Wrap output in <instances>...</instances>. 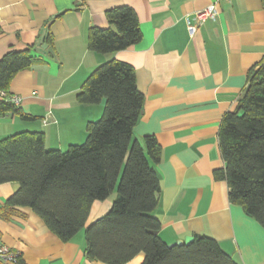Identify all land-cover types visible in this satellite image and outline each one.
<instances>
[{
    "label": "crops",
    "instance_id": "1",
    "mask_svg": "<svg viewBox=\"0 0 264 264\" xmlns=\"http://www.w3.org/2000/svg\"><path fill=\"white\" fill-rule=\"evenodd\" d=\"M217 4V21L188 24ZM128 6L139 19L142 40L128 50L98 54L89 50L92 28L109 29L106 13ZM48 37L52 44L47 43ZM30 51L35 65L20 72L9 93L35 118L0 116V141L20 132H42L46 148L65 150L87 140L106 101L81 105L77 95L102 65L130 64L145 101L134 140L154 137L161 148L154 165L160 181L153 216L168 245L189 237L214 238L238 264H264V228L243 207L229 201L219 131L248 86L250 70L264 65V0H0V61L12 51ZM47 120V124L44 121ZM17 182L0 184V233L21 254L18 264H106L87 255L86 229L62 241L32 210L1 214ZM117 197L92 206L86 228L106 215ZM139 254L126 264H143Z\"/></svg>",
    "mask_w": 264,
    "mask_h": 264
},
{
    "label": "trees",
    "instance_id": "2",
    "mask_svg": "<svg viewBox=\"0 0 264 264\" xmlns=\"http://www.w3.org/2000/svg\"><path fill=\"white\" fill-rule=\"evenodd\" d=\"M106 17L109 29L88 33L90 51L117 53L142 40L132 8L111 9ZM47 43L52 44L51 37ZM36 61L29 50L9 52L0 61V92H9L15 77ZM77 101L92 106L106 101L101 120L87 126L84 144L48 150L42 132H20L0 141V184H20L1 214L30 209L64 242L86 229L88 258L106 264H126L139 254H144L143 264H238L212 237L196 236L191 244L172 248L160 238L162 225L153 213L160 193L154 165L161 148L154 137L134 140L145 101L134 67L116 60L100 66ZM7 114L35 120L0 102V116ZM219 146L225 166L215 178L227 182L230 203L242 206L264 228V65L250 70L236 110L224 116ZM115 191L109 212L86 228L93 204Z\"/></svg>",
    "mask_w": 264,
    "mask_h": 264
},
{
    "label": "built area",
    "instance_id": "3",
    "mask_svg": "<svg viewBox=\"0 0 264 264\" xmlns=\"http://www.w3.org/2000/svg\"><path fill=\"white\" fill-rule=\"evenodd\" d=\"M231 1V0H224ZM220 12L217 4H213L208 8L200 11L196 14L197 25L188 24V30L191 37H194L198 31V26L203 25L208 21H217ZM0 102L11 103L17 107H20L22 103L21 97L17 95H11L9 92H0ZM47 124V120L44 121ZM21 259V254L3 243L0 233V264H18Z\"/></svg>",
    "mask_w": 264,
    "mask_h": 264
},
{
    "label": "water",
    "instance_id": "4",
    "mask_svg": "<svg viewBox=\"0 0 264 264\" xmlns=\"http://www.w3.org/2000/svg\"><path fill=\"white\" fill-rule=\"evenodd\" d=\"M194 241V238L189 237L185 240V242H178L176 245H189ZM175 245H169L170 248L174 247Z\"/></svg>",
    "mask_w": 264,
    "mask_h": 264
},
{
    "label": "rangeland",
    "instance_id": "5",
    "mask_svg": "<svg viewBox=\"0 0 264 264\" xmlns=\"http://www.w3.org/2000/svg\"><path fill=\"white\" fill-rule=\"evenodd\" d=\"M102 118V117H101ZM101 118L98 120V121H100L101 120ZM98 121H96V122H98ZM51 150H60V149H51ZM67 149H65V150H61V151H66Z\"/></svg>",
    "mask_w": 264,
    "mask_h": 264
}]
</instances>
